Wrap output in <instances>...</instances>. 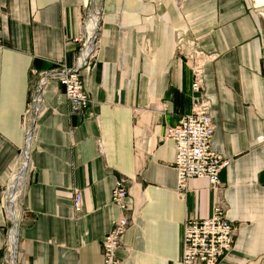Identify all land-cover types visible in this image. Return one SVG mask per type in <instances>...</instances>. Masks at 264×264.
<instances>
[{"label":"crops","instance_id":"obj_1","mask_svg":"<svg viewBox=\"0 0 264 264\" xmlns=\"http://www.w3.org/2000/svg\"><path fill=\"white\" fill-rule=\"evenodd\" d=\"M83 37L90 104L74 113L49 71L74 69ZM0 42V264L11 259L12 202L15 264H102L119 178L131 220L119 264H180L185 218L208 217L215 200L238 225L217 264H264V0H0ZM195 49L205 57L211 149L228 161L218 196L196 178L179 195L166 139L191 109Z\"/></svg>","mask_w":264,"mask_h":264},{"label":"built area","instance_id":"obj_2","mask_svg":"<svg viewBox=\"0 0 264 264\" xmlns=\"http://www.w3.org/2000/svg\"><path fill=\"white\" fill-rule=\"evenodd\" d=\"M89 35L92 33L89 32ZM85 37L75 39L81 44L85 56L82 60L77 57L74 69L59 65V70L49 71V77L57 80L63 87L69 110L74 113H83L90 104L80 75L81 68L90 65L88 60L92 51ZM187 61L192 78L191 109L175 126L168 127L166 131V139L173 142L175 149L177 192L183 196L187 191L188 181L196 178L206 180L210 191L218 196L223 190L219 173L227 166L228 161L211 149L214 123L210 115V102L203 90L205 57L200 50L195 49L187 57ZM8 189L4 198L6 210ZM127 197V180L119 178L115 181L110 195V202L118 209L119 214L104 235L101 246L102 264H119L116 252L122 245L123 235L131 225V220L125 216L130 210ZM81 200V194L76 193L73 197L75 217L81 212ZM12 223L11 219L9 233L13 228ZM237 228L238 225L227 219L220 200L214 201L210 215L206 218L187 216L182 224L180 264H217L231 250Z\"/></svg>","mask_w":264,"mask_h":264},{"label":"bare ground","instance_id":"obj_3","mask_svg":"<svg viewBox=\"0 0 264 264\" xmlns=\"http://www.w3.org/2000/svg\"><path fill=\"white\" fill-rule=\"evenodd\" d=\"M26 163H27V159H26V156H24V163H22V167H21L20 173H19L18 166L15 168L13 179L11 180V183L9 185V189L7 191V198L9 197L10 194L12 196L13 195L15 196L16 193L19 190V187H20V189L22 188L21 186H23V183H24L23 179H24V176H25V173H26V170H25L26 169ZM6 204H7V209H8V207L11 206V211L13 212V213H11V211L8 209V213H9L10 219H12V221H13V228H12V231H11L10 249H9V252L12 253L11 254L12 258H11L10 264H15V246H16V241H17L16 231L18 230L17 223H16L15 219L13 218L14 217V210H15L14 209L15 203L12 202L11 205L9 206L8 202L6 201Z\"/></svg>","mask_w":264,"mask_h":264},{"label":"water","instance_id":"obj_4","mask_svg":"<svg viewBox=\"0 0 264 264\" xmlns=\"http://www.w3.org/2000/svg\"><path fill=\"white\" fill-rule=\"evenodd\" d=\"M12 227H13V223H12ZM12 254V253H11ZM11 258H12V255H11ZM10 262H11V259H10ZM10 264V263H9Z\"/></svg>","mask_w":264,"mask_h":264},{"label":"rangeland","instance_id":"obj_5","mask_svg":"<svg viewBox=\"0 0 264 264\" xmlns=\"http://www.w3.org/2000/svg\"><path fill=\"white\" fill-rule=\"evenodd\" d=\"M9 260V259H8Z\"/></svg>","mask_w":264,"mask_h":264}]
</instances>
